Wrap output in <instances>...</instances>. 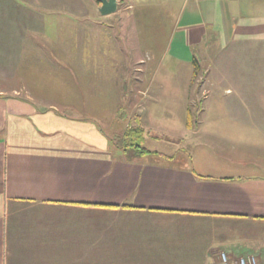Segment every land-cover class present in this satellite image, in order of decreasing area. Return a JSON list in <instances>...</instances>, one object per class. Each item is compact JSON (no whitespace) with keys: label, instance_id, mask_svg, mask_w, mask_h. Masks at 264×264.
<instances>
[{"label":"crops","instance_id":"obj_1","mask_svg":"<svg viewBox=\"0 0 264 264\" xmlns=\"http://www.w3.org/2000/svg\"><path fill=\"white\" fill-rule=\"evenodd\" d=\"M155 1L164 6L167 44L160 54L152 46L145 52L162 58L165 73L138 59L123 81L146 83L147 96L174 87L188 115V86L198 75L192 61L199 70L200 61L209 60L211 75H201L213 93L207 140L174 153L115 148L86 116L108 112L104 104H90L94 74L76 79L72 70L76 82L69 85L55 79L63 81L61 92L41 85L38 73L11 82V67L26 62H18L22 44L14 50L3 42L0 264H221L222 253L229 264L245 256L264 264V151L256 149L259 133L264 138V74L223 72L236 60L256 66L264 58V0ZM116 94L114 109L155 112L141 107L153 104L139 99L140 92Z\"/></svg>","mask_w":264,"mask_h":264},{"label":"rangeland","instance_id":"obj_2","mask_svg":"<svg viewBox=\"0 0 264 264\" xmlns=\"http://www.w3.org/2000/svg\"><path fill=\"white\" fill-rule=\"evenodd\" d=\"M117 2V11L114 14L102 16L98 11L100 4L98 5L95 0H0V44L12 42L14 50L15 44H22L18 51V62H26V65H21L18 69L15 66L11 67L12 71L14 70V78H12L14 80L11 82L16 81L21 75L28 74L31 77L38 73V80L42 81L41 85L50 89L57 86L58 91L61 92L64 88V80H69L68 85L71 80L76 82L69 74H72V70L75 71L76 79L78 74H94L91 77L93 79L90 82L91 86L84 88L86 91L87 88L89 89L88 93L91 95L89 101L92 107L104 104L108 112L86 116L94 120L106 132L109 139L116 142L127 128L140 124L146 132L143 146L149 150L174 153L188 146L190 150L193 143H205L203 141L207 140L205 134L210 133L205 127L210 122L208 111L211 108L213 93L206 84V77L202 79L201 75H211L209 60L200 61L198 75L192 77L188 86V96L185 100L193 128L189 131L184 100L180 98L181 96L178 97L177 89L172 87L173 90L164 95L166 92L157 88L158 83H153V87L159 89L161 93L147 96L143 93L146 83H140L138 87V83L124 82L122 78V75L126 78L130 70L132 71L134 67L129 66L138 59L147 67L153 64L154 73L157 75L165 73L163 66L159 64V59L162 64V58L158 56V59H154L145 52L148 46H152L154 51L160 54L162 49L159 48L167 44L164 41L166 36L161 33L164 8L162 1L154 3L153 0H117ZM14 27L20 29L18 33H10V30L5 29ZM148 38H154L156 41H149ZM8 49L6 47V51ZM241 60H236L235 63L223 68V72L253 73L255 69L256 72L264 74V58L257 62L256 66L249 63L239 64ZM145 66L138 65V68L142 71L146 69ZM114 69L117 76L120 73L121 76L113 75L111 72ZM171 69V73L179 74V70L173 67ZM186 73V70L180 71L183 77ZM58 78L63 81L55 83L54 80ZM181 83H184V79ZM172 84L177 87L179 83ZM77 85L82 86L84 82L77 81ZM203 90L207 91L205 98L202 95ZM115 91L119 96H127L129 92L132 94L140 92L139 99L144 103L153 104L150 106L143 104L141 107L145 106L144 109L150 107V110L155 112L146 111L138 115L136 108L114 109L115 103L111 95ZM59 109L61 110L62 107ZM200 109H205L207 113H201ZM124 110L128 113H123ZM67 113L74 117L78 116L75 112ZM234 132L254 135V131ZM263 139L259 133L257 150L264 151ZM117 143L119 144L118 141ZM245 147L253 150L255 146Z\"/></svg>","mask_w":264,"mask_h":264},{"label":"trees","instance_id":"obj_3","mask_svg":"<svg viewBox=\"0 0 264 264\" xmlns=\"http://www.w3.org/2000/svg\"><path fill=\"white\" fill-rule=\"evenodd\" d=\"M97 4L99 5V1L95 0ZM193 67H194V74L196 75L198 71V65L196 64L195 60L192 61ZM188 119V128L191 127V117L190 113L188 112L187 115ZM140 123V120L138 121ZM146 132L142 128L140 124L134 125L133 127L127 128L122 135L118 137V139L113 141L112 139H109L110 144L118 149L123 150H133L135 153H138L140 155L144 154H150L151 152L147 150L143 144L145 140ZM119 142V144L117 143Z\"/></svg>","mask_w":264,"mask_h":264},{"label":"water","instance_id":"obj_4","mask_svg":"<svg viewBox=\"0 0 264 264\" xmlns=\"http://www.w3.org/2000/svg\"><path fill=\"white\" fill-rule=\"evenodd\" d=\"M100 7L98 8L99 13L102 16L114 14L117 10V0H98Z\"/></svg>","mask_w":264,"mask_h":264},{"label":"built area","instance_id":"obj_5","mask_svg":"<svg viewBox=\"0 0 264 264\" xmlns=\"http://www.w3.org/2000/svg\"><path fill=\"white\" fill-rule=\"evenodd\" d=\"M221 264H229L227 256L222 253L220 255ZM234 264H257V260L254 256L239 257Z\"/></svg>","mask_w":264,"mask_h":264}]
</instances>
